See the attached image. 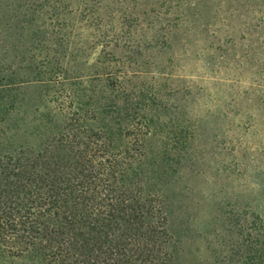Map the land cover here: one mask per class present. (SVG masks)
Returning <instances> with one entry per match:
<instances>
[{
	"label": "trees",
	"instance_id": "16d2710c",
	"mask_svg": "<svg viewBox=\"0 0 264 264\" xmlns=\"http://www.w3.org/2000/svg\"><path fill=\"white\" fill-rule=\"evenodd\" d=\"M249 1L0 0V126L18 105L12 91L15 96L33 82L68 78L61 57L85 64L92 57L97 66L91 81L101 83L105 99L115 100L111 92L123 91L139 110L125 131L129 147L121 148L107 131L82 124L95 109L84 100L83 108L77 104L81 98L70 83L67 106L58 107L67 115L66 125L37 147L0 157V242L9 254L38 248L46 264H172L163 198L148 188L142 169L145 138L161 119L159 110L167 108L170 92L141 99L135 79L160 67L156 62L174 43L202 42L208 55H216L220 35L234 31ZM256 6L261 17L255 31L264 32V0ZM250 234L252 264H264V254L256 255L264 246L260 216Z\"/></svg>",
	"mask_w": 264,
	"mask_h": 264
},
{
	"label": "rangeland",
	"instance_id": "374dc122",
	"mask_svg": "<svg viewBox=\"0 0 264 264\" xmlns=\"http://www.w3.org/2000/svg\"><path fill=\"white\" fill-rule=\"evenodd\" d=\"M258 1H249L234 31L220 35L222 50L216 55H208L202 42L174 43L156 62L160 67L135 79L141 99L170 92L167 108L159 110L162 117L145 138L142 169L148 188L155 187L163 198L172 264L253 263L251 223L260 216L264 224V41H251L264 36L263 29L255 31L261 17ZM60 61L67 79L45 78L15 96L11 92L19 101L0 126V157L37 147L66 125L67 115L58 107L67 106L70 83H76L77 104L83 108L84 100L92 103L85 107L95 109L82 124L107 131L119 147H129L125 131L139 111L136 103L117 90L111 92L113 102L105 99L101 83L91 81L97 66L92 57L87 64L82 58ZM52 95L59 99L51 101ZM43 255L36 248L15 256L0 242V264H46Z\"/></svg>",
	"mask_w": 264,
	"mask_h": 264
}]
</instances>
